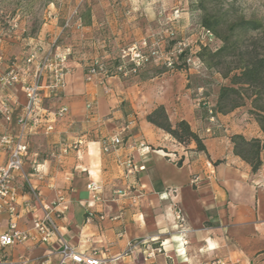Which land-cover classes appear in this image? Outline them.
I'll use <instances>...</instances> for the list:
<instances>
[{
    "label": "crops",
    "instance_id": "obj_1",
    "mask_svg": "<svg viewBox=\"0 0 264 264\" xmlns=\"http://www.w3.org/2000/svg\"><path fill=\"white\" fill-rule=\"evenodd\" d=\"M179 76L183 78L163 74L122 94L116 81L108 79L106 84L114 82L109 95L105 85L79 82L68 72L63 91L45 98L44 106L64 105L69 118L48 135L37 130L26 137L29 153L15 184L18 227L29 229L42 205L63 195L67 209L57 222L59 236L79 253H96L103 264H264V150L253 174L233 154L230 140L234 134L262 139L263 133L246 109L217 114L219 125L211 123ZM11 91L18 102L15 115L20 114L24 94L20 86ZM123 101L128 110L120 107ZM86 102L92 103L90 110ZM159 105L172 124L185 120L203 139L205 151H196L194 143H175L147 122ZM7 128L12 134L19 131L15 122ZM117 133L123 144L104 153L103 142ZM79 139L84 140L79 152L59 155L62 145ZM127 158L144 170L127 174ZM90 182L100 185L101 201L87 190ZM119 190L122 195L114 193ZM8 221V214L0 215V233ZM132 243L140 244L130 252ZM60 250L56 239L47 245H16L5 251L0 264H44L45 259L59 264Z\"/></svg>",
    "mask_w": 264,
    "mask_h": 264
},
{
    "label": "rangeland",
    "instance_id": "obj_2",
    "mask_svg": "<svg viewBox=\"0 0 264 264\" xmlns=\"http://www.w3.org/2000/svg\"><path fill=\"white\" fill-rule=\"evenodd\" d=\"M214 5L227 17L264 23V0H221ZM202 15L197 0H0V37L4 36L0 54L5 59L0 73L14 59L22 62L32 49L48 53L57 37V51L69 50V75L79 82L88 83L85 77L91 65L102 67L94 82L105 85L109 95L114 82L106 84L108 79L122 91L163 74L179 73L202 115L209 120L212 116L211 123L218 126L212 110L223 83L197 54L201 46L215 51L221 42L215 37L209 42L201 27ZM11 89L5 94L10 95ZM119 105L129 109L126 101ZM46 109L54 111L55 106Z\"/></svg>",
    "mask_w": 264,
    "mask_h": 264
},
{
    "label": "built area",
    "instance_id": "obj_3",
    "mask_svg": "<svg viewBox=\"0 0 264 264\" xmlns=\"http://www.w3.org/2000/svg\"><path fill=\"white\" fill-rule=\"evenodd\" d=\"M68 25L66 23L65 27ZM76 28H81L78 22ZM206 37L209 42L214 39L212 34L206 31ZM4 36L0 37V44L3 43ZM55 40V41H54ZM52 41L51 50L48 53H41V48L32 49L22 62L18 59L10 61L4 72L0 73V156L5 157L4 161L0 160V215L8 214L9 221L6 229L0 233V262L4 259V253L7 249L16 245L24 244H43L47 245L51 240L56 239L60 245L59 264H103V261L96 258V253L86 256L77 252L76 248L69 245L63 238L59 236L58 220L63 217L66 211V199L63 195H59L49 204L42 205L40 216H36L29 229H20L17 224L18 211L16 206V179L22 172L24 160L28 156V144L26 137L32 131L43 130L45 135L52 133L55 129V123L69 118L68 108L64 105L56 108L54 111L43 107L45 98L58 95L65 88L66 75L69 72L67 64L69 50L66 53L58 52L56 37ZM56 50V52H53ZM139 58V57H137ZM3 55L0 54V64L4 62ZM102 71V67L91 65L87 71L85 80L90 83L94 82V78ZM20 86L24 97L20 114L15 115L18 103L11 95L5 94L11 88ZM87 109L92 108V103L86 104ZM211 113V112H210ZM211 116L210 122H213ZM15 122L19 127L16 134L9 132L7 126ZM209 131V130H208ZM210 132V131H209ZM176 143V142H175ZM84 144L83 139L76 142L62 145L59 148V155H67L71 151L79 152ZM123 144L121 133H117L109 140H105L102 145L104 153H110ZM142 149L143 144L139 145ZM55 154H52L54 157ZM170 159L176 164L177 157L172 155ZM127 168V174L132 175L136 171L144 170V167H136L131 158H127L123 162ZM36 173L39 171L35 168ZM197 178L193 179V183ZM87 190L93 195L96 201H101L99 196L101 187L95 182L87 185ZM117 195H122L123 191H115ZM136 201V197L133 202ZM28 207V206H27ZM92 216L88 214V219ZM101 220L104 216L99 217ZM179 219V217H178ZM140 243L129 244V251L137 249ZM115 257L113 260H116ZM45 259L44 264H47ZM209 264H225L223 261H212Z\"/></svg>",
    "mask_w": 264,
    "mask_h": 264
},
{
    "label": "trees",
    "instance_id": "obj_4",
    "mask_svg": "<svg viewBox=\"0 0 264 264\" xmlns=\"http://www.w3.org/2000/svg\"><path fill=\"white\" fill-rule=\"evenodd\" d=\"M219 1L197 0V7L203 13L201 27L221 42L215 51L201 46L197 57L225 81L214 102L213 115L246 109L263 133L262 139H247L240 134L230 137L233 154L247 163L254 174L262 165L264 150V23L255 18L227 17V13H219L216 5L211 6ZM146 121L163 130L176 143L183 146L194 143L196 151H205L203 139L185 120L172 124L164 106L155 107Z\"/></svg>",
    "mask_w": 264,
    "mask_h": 264
}]
</instances>
